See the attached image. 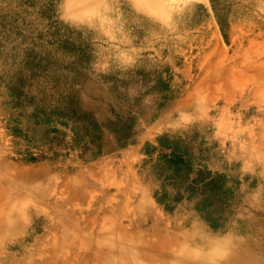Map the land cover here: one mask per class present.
Returning a JSON list of instances; mask_svg holds the SVG:
<instances>
[{"label": "rangeland", "instance_id": "rangeland-1", "mask_svg": "<svg viewBox=\"0 0 264 264\" xmlns=\"http://www.w3.org/2000/svg\"><path fill=\"white\" fill-rule=\"evenodd\" d=\"M263 160L264 0H0V264H68L128 217L152 253L225 252L264 234Z\"/></svg>", "mask_w": 264, "mask_h": 264}, {"label": "bare ground", "instance_id": "bare-ground-1", "mask_svg": "<svg viewBox=\"0 0 264 264\" xmlns=\"http://www.w3.org/2000/svg\"><path fill=\"white\" fill-rule=\"evenodd\" d=\"M109 173L107 172L104 173L103 179H101L100 182L95 179L96 182H91L89 186H85V185L80 186V184H78V182L75 181V178H73L72 180H69V182H66V184H64V187L62 188L61 191H58L57 188H50L48 190V194L49 196L51 195L55 196L56 200L61 199L62 198L61 196H63L64 198H69L70 200L72 198L77 197L82 201H88L89 195L92 193L93 190L98 189L99 191L103 192L105 191L104 190L105 186L109 184L113 186L117 185L118 181L116 177H114L115 180L110 179L108 176ZM4 176H6V174ZM58 180L59 179H57V181ZM124 180L125 178H122L121 180L122 185H123L122 191H124L125 187L127 186ZM0 181L4 182V179L2 178V180ZM5 183H7V181H5ZM117 191L119 190L116 189L115 195L111 196L112 198L109 199L108 201L109 205L113 206L111 207V209L114 212H116L119 209L126 210L123 206V204L126 202V201L123 202L124 195H122V193H119ZM126 195L129 196V193H126ZM9 206L10 205H6V207H9ZM246 221H248L249 223L252 222V220L251 221L246 220ZM138 223H139L138 221L134 222L132 218L128 217L126 226L125 225L124 226L126 228L130 227V230L134 229L135 232H133L132 234L128 233L129 235L125 236L123 239H118L117 237L115 238L112 236L113 237V238L111 237L112 240L111 239H110L111 241L105 240L103 244L100 245L101 247L100 246L96 247V245L92 247L91 246L86 247L84 246L85 244L83 245L82 242L75 240L74 238L73 240H71V242H68L70 246L72 245L71 246L72 249L69 250V254L70 252L71 254L73 253V256L70 257L69 260L67 261L68 264H75L76 263L75 260H77L78 257H80L81 255L83 256L85 255V259H86L85 264H264V234L261 231H258L260 229L256 230L255 228H252V229L248 228V230L245 232V236L232 237L230 239V242H233L234 246H230L229 249L225 252L217 251V252H213L210 254L209 252L206 251L205 243H203L202 241L200 243V249L198 253H194L192 249L184 248L182 245L176 249L174 248L169 249V250L159 249L160 251H166V252L152 253L149 251V247L151 245L149 246V244H146L144 233L142 230H140L139 228L140 223L139 224ZM72 229L75 230L74 226H72ZM63 231H65V229L63 228L61 229L60 227V232L63 233ZM80 231L81 230H79V232ZM85 242H87V245H89L90 243H92V240L90 238L86 240ZM84 252L85 254H83ZM145 261H149L150 263H146Z\"/></svg>", "mask_w": 264, "mask_h": 264}]
</instances>
